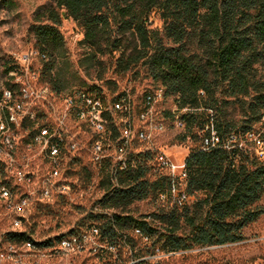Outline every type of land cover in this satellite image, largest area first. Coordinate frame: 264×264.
Listing matches in <instances>:
<instances>
[{
    "label": "trees",
    "instance_id": "trees-1",
    "mask_svg": "<svg viewBox=\"0 0 264 264\" xmlns=\"http://www.w3.org/2000/svg\"><path fill=\"white\" fill-rule=\"evenodd\" d=\"M153 13L160 16L161 30L150 27ZM64 19H72L83 34L86 50L79 68L98 72L100 81H106L109 67L124 74L145 68L176 97L172 115L184 126L182 142L195 144L186 159V192L194 200L181 208L161 203L157 214L134 218L126 213L134 203L159 199L170 188L167 178L146 165L151 153L120 178L118 187L105 171L98 174L107 191L101 209L114 211L88 215L97 224L100 242L129 247L133 264H150L141 259L157 251L179 253L244 241L245 230L264 216V155L241 144H264V0H54L35 14L30 33L43 63L41 77L56 94L68 87L61 67L68 61L60 31ZM11 63L7 75L19 71L17 62ZM17 85L9 89L17 90ZM157 91L165 97L164 90ZM104 119L117 126L116 116L106 112ZM208 126L219 143L205 151ZM92 171L84 168L80 175L89 181ZM136 231L151 252L137 248ZM61 238L39 243L27 232L6 234L9 244L31 243L35 249L53 248Z\"/></svg>",
    "mask_w": 264,
    "mask_h": 264
},
{
    "label": "rangeland",
    "instance_id": "rangeland-1",
    "mask_svg": "<svg viewBox=\"0 0 264 264\" xmlns=\"http://www.w3.org/2000/svg\"><path fill=\"white\" fill-rule=\"evenodd\" d=\"M54 0H0V97L4 90L9 89L15 82L22 89L27 90L30 103L39 116V125L46 124L51 118V105L57 109L63 105V99L68 94L80 89L81 92L93 90L99 91L105 100V106L110 108L112 102L104 98H112L123 92L132 94L136 114L142 108V97L147 91L162 89L160 99L154 106V112L158 121H163L164 131L155 133L152 144L136 143L135 154L141 150L152 148L157 152H164L175 162H183L190 154L195 144L188 139L182 142L184 126L179 127L172 113L176 112V97L167 94L161 85L155 83L143 67H139L130 73H121L114 68H108L106 81L97 79L98 72L85 70L78 67V60L85 52L81 45L83 34L81 29L72 19H64L60 31L65 41V51L68 61L61 62L65 80L68 87L61 93L48 96L46 100L36 99L37 94L44 88L49 87L41 77L43 63L38 55L36 41L30 33L35 14L44 7L50 6ZM152 29L163 28L158 13H153L150 18ZM24 56L29 57L28 63H21V74H11L15 81L6 74V64H12L14 60L19 62ZM111 60L108 62L110 64ZM114 82L109 84L108 82ZM19 92L18 90L16 91ZM115 116V112L112 113ZM239 113H234L238 118ZM137 125H139L137 123ZM74 135L80 136L84 145L87 144L89 134L78 127L73 121L69 124ZM36 128V126L34 127ZM31 129L16 126L12 137L16 150L14 152V164L7 166V159L0 155V186L4 185L13 191L14 204L22 197H28L25 218H20L19 229L13 231V222L18 215L13 208L0 202V264H133L132 253L129 247L121 246L113 248L108 244H102L99 236L91 238L90 227L96 226L88 220V215L95 212L101 206V200L106 195L105 187H100L94 166L91 164L90 155L83 150L79 154L80 159L75 162H66L62 166L64 182L69 185L70 190L60 192L53 189L50 199L42 200L39 189L41 178L47 175L49 167L44 161L40 147L28 148L22 139L27 136ZM259 136L251 137L252 140ZM249 150L259 156L257 145L241 143ZM66 152V145L63 148ZM2 161L6 165L2 164ZM69 163V164H68ZM93 170V176L89 181L80 175L83 169ZM19 172L32 174L34 178L31 183L20 180ZM194 198L191 199L193 201ZM190 201V202H191ZM261 204L264 206V197ZM162 204L158 197H150L145 201L134 203L126 213L134 218H142L157 214L162 210ZM120 212V211H118ZM10 232H27L33 240L42 243L56 237L89 235L85 249L80 254H68L58 256L52 253V248L33 250L24 246L11 245L6 241V234ZM244 241L236 244L214 247H196L179 253H164L157 251L155 255H147L142 260L150 264H264V216L245 230ZM135 234L137 248H145L144 252L150 251V245L138 239ZM132 232V235H134Z\"/></svg>",
    "mask_w": 264,
    "mask_h": 264
},
{
    "label": "built area",
    "instance_id": "built-area-1",
    "mask_svg": "<svg viewBox=\"0 0 264 264\" xmlns=\"http://www.w3.org/2000/svg\"><path fill=\"white\" fill-rule=\"evenodd\" d=\"M39 55V54H38ZM29 57L24 56L17 62L18 72L11 74H21L23 67L21 63H28ZM17 90L6 89L0 97V155H4L8 160L7 166L14 164V152L16 150L14 138V128L31 129L30 133L22 139L26 147H40L44 161L49 167L47 175L41 178L39 194L42 200L50 199L53 189L60 192L70 190L63 180L62 166L68 162L79 160V154L85 150L91 159L97 174L105 171L110 177V183L114 187L119 186L120 178L139 168L144 164V156L147 153L153 154V158L146 162L151 172L156 175L167 178L170 188L167 193L162 194L159 201L163 204L170 203L172 206L181 208L191 201V197L186 192L187 188V170L186 159L183 162H175L164 152H157L152 148L141 150L135 154L134 146L136 143L152 144L155 139V133L164 131L163 121H158L155 116L154 106L161 100L160 91H147L142 97V108L136 114L134 100L130 92H123L112 98H104L112 102V108L117 118V126H110L107 119H104L102 107L97 103L96 93L84 94L80 89L67 95L63 99V105L57 109L51 105V118L46 124L39 125V116L30 103V97L20 84ZM52 95L48 87H44L36 99L46 100ZM177 111V110H176ZM176 113V112H173ZM77 122L78 127L89 134L87 144L84 145L80 136L74 135L70 129L71 122ZM137 123L139 125H137ZM176 123L181 127V122L176 116ZM36 126V128H34ZM209 138L204 140L203 149L209 150L219 143V137L213 131L212 127ZM259 154L264 155V144L258 142ZM58 145H66V152H58ZM143 156V157H142ZM1 161V160H0ZM2 164L6 165L4 161ZM69 164V163H68ZM19 178L25 183H31L34 175L19 172ZM29 199L22 197L14 204L13 191L8 187L0 186V202L14 209L17 218L13 222V231L19 229L20 218H25L26 204ZM113 210H102L101 206L95 209L93 213H104L111 215ZM92 236L98 237L99 229L93 226L90 229ZM138 234L139 231H136ZM87 234L79 236L62 237L52 248V253L58 256L68 254H80L90 237ZM25 248L33 250L35 247L31 243L23 245ZM141 261H144L141 259Z\"/></svg>",
    "mask_w": 264,
    "mask_h": 264
},
{
    "label": "bare ground",
    "instance_id": "bare-ground-1",
    "mask_svg": "<svg viewBox=\"0 0 264 264\" xmlns=\"http://www.w3.org/2000/svg\"><path fill=\"white\" fill-rule=\"evenodd\" d=\"M97 103L98 105H100L102 107V111L104 113V116H105V113L108 112L110 114H112L113 112H115L112 108V106L110 108H107L105 106V100L102 98V97H97ZM65 145H58V152H63V148H64ZM61 241V240H60Z\"/></svg>",
    "mask_w": 264,
    "mask_h": 264
}]
</instances>
